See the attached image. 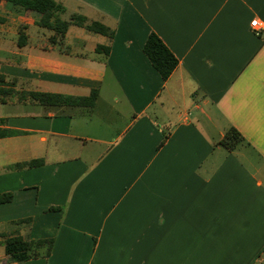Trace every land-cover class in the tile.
I'll list each match as a JSON object with an SVG mask.
<instances>
[{
	"label": "crops",
	"instance_id": "obj_1",
	"mask_svg": "<svg viewBox=\"0 0 264 264\" xmlns=\"http://www.w3.org/2000/svg\"><path fill=\"white\" fill-rule=\"evenodd\" d=\"M53 1L113 36L0 2V234L51 241L15 263L0 238V264H264V0ZM150 33L177 60L165 81Z\"/></svg>",
	"mask_w": 264,
	"mask_h": 264
},
{
	"label": "trees",
	"instance_id": "obj_2",
	"mask_svg": "<svg viewBox=\"0 0 264 264\" xmlns=\"http://www.w3.org/2000/svg\"><path fill=\"white\" fill-rule=\"evenodd\" d=\"M13 6H17L26 11H32L39 15L38 25L42 28L52 30L56 36L62 37L70 25L85 27L87 30L106 35L113 36L112 31L96 22L87 23L86 19L79 15H73L68 21L61 20L60 16L64 13L61 5L53 0H3ZM52 40V39H51ZM143 54L150 62L151 66L159 74L163 81L167 80L177 66V60L173 54L167 49L163 42L154 34L150 33L142 48ZM4 79L0 76V101L4 102L6 97L12 95L14 90L4 87ZM13 84V83H12ZM11 84V85H12ZM18 100L28 98L31 101L38 102L41 105H65V106H87L92 107L97 94L92 91L89 96L83 98L63 97L60 95H51L37 92H23L18 94ZM12 133L0 131V137H6ZM242 141L238 132L230 128L224 135L220 144L232 150ZM41 165V161H31L25 164H19L16 168L37 167ZM11 194L0 195V205L11 201ZM28 219L14 222V225L27 224ZM2 239L4 253L9 256L12 262L23 263L33 257L35 248L41 247L44 243L48 246L51 241L30 242L27 239L14 233L10 236L0 234Z\"/></svg>",
	"mask_w": 264,
	"mask_h": 264
},
{
	"label": "built area",
	"instance_id": "obj_3",
	"mask_svg": "<svg viewBox=\"0 0 264 264\" xmlns=\"http://www.w3.org/2000/svg\"><path fill=\"white\" fill-rule=\"evenodd\" d=\"M2 0H0L1 2ZM251 28L253 29V32L256 36L260 34V32L263 30V26L259 23L258 20H253L250 24Z\"/></svg>",
	"mask_w": 264,
	"mask_h": 264
}]
</instances>
